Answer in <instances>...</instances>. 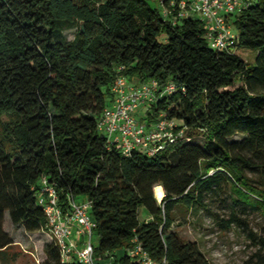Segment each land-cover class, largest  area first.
Segmentation results:
<instances>
[{
  "label": "trees",
  "instance_id": "obj_1",
  "mask_svg": "<svg viewBox=\"0 0 264 264\" xmlns=\"http://www.w3.org/2000/svg\"><path fill=\"white\" fill-rule=\"evenodd\" d=\"M231 20L237 44L221 51L198 19L172 22L149 0H0L1 258L14 246L8 212L14 226L48 236L41 264H84L63 261L45 228V178L63 210L70 198L90 203L95 264H144L127 250L134 238L150 264H211L171 229L174 211H210L224 195L227 218L212 213L219 230L241 228L255 248L244 264H264V223L254 231L246 218L256 212L264 221V0ZM240 47L256 52L254 65ZM119 75L173 84L137 118L152 124L162 113L183 137L153 155L126 156L109 143L97 121Z\"/></svg>",
  "mask_w": 264,
  "mask_h": 264
},
{
  "label": "built area",
  "instance_id": "obj_2",
  "mask_svg": "<svg viewBox=\"0 0 264 264\" xmlns=\"http://www.w3.org/2000/svg\"><path fill=\"white\" fill-rule=\"evenodd\" d=\"M156 4L163 17L172 22L194 18L203 24L204 39L208 45L221 51L235 48L238 34L233 27L232 16L245 8L252 0H149ZM118 70H122L119 67ZM173 84L160 87L155 79L140 80L119 75L111 87L112 97L98 117L100 133L117 147L123 155L137 149L153 155L165 149L168 143L183 137L184 129L176 131L174 120L159 114L154 123L138 119L140 108L148 109L164 94L174 91ZM39 204L46 216L45 228L56 241L63 261L79 260L95 264L92 242L95 223L90 216V203L70 198L65 211L59 203L56 189L43 178L40 183ZM78 236V238H77ZM131 255L141 258L144 264L150 259L137 238L128 247Z\"/></svg>",
  "mask_w": 264,
  "mask_h": 264
},
{
  "label": "rangeland",
  "instance_id": "obj_3",
  "mask_svg": "<svg viewBox=\"0 0 264 264\" xmlns=\"http://www.w3.org/2000/svg\"><path fill=\"white\" fill-rule=\"evenodd\" d=\"M151 4L156 7L152 1ZM75 29L66 30L62 33L63 40H72ZM160 39L163 41L164 36ZM236 52L248 62L250 66L254 65L256 52L244 47L237 48ZM243 85V80H238L236 86ZM195 136L194 141L203 144L206 141V135L200 131L191 132ZM236 139L239 137H235ZM159 195H162L159 192ZM228 197L225 195L211 201L209 210L196 209L179 205L174 211V222L172 230L185 240L196 241L202 252L208 257L211 264H244L252 252L255 250L250 241L246 237V232L239 227L233 226L231 229L222 232L219 230L214 220L213 212L227 218L229 209ZM80 202V198L76 199ZM144 211L141 212V219L144 217ZM250 223V227L254 231L259 230L264 223L262 215L252 212L246 216ZM4 229L14 240V246L9 249L8 255L0 257V264H41L45 259L43 248L49 240L44 233H28L22 225L14 226L10 219L9 213L6 212L4 221ZM94 245L98 243V237L94 233L92 237ZM13 253L18 254L13 261Z\"/></svg>",
  "mask_w": 264,
  "mask_h": 264
},
{
  "label": "crops",
  "instance_id": "obj_4",
  "mask_svg": "<svg viewBox=\"0 0 264 264\" xmlns=\"http://www.w3.org/2000/svg\"><path fill=\"white\" fill-rule=\"evenodd\" d=\"M145 111H146V108H144V107L140 108V110L137 111L136 116L139 117V118H141V117L145 114ZM141 115H142V116H141ZM142 118H143V117H142ZM80 200H81V201H82V200H85V198H81ZM148 217H149L148 214H146V215L144 216V218H148ZM5 219H6V213H5ZM77 238H78V236H77Z\"/></svg>",
  "mask_w": 264,
  "mask_h": 264
}]
</instances>
